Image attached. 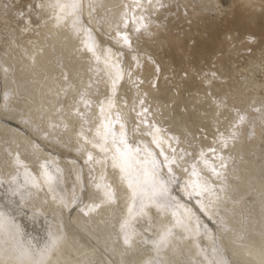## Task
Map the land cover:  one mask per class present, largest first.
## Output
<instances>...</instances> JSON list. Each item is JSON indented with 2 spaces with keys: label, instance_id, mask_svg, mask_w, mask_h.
<instances>
[{
  "label": "bare ground",
  "instance_id": "1",
  "mask_svg": "<svg viewBox=\"0 0 264 264\" xmlns=\"http://www.w3.org/2000/svg\"><path fill=\"white\" fill-rule=\"evenodd\" d=\"M76 1L77 0H38L37 4H38L39 8H38L37 14L40 15V16H38L39 21H40V27H39L40 30H38V33L36 32L35 35L32 34L33 36H28V38L25 36L26 39L25 38L23 39V37H21V35L24 36L22 31H26V30H29L31 28L33 21L31 20V15H30V17L28 16L29 17L28 22H26L21 27L22 31L18 30L15 32L14 30H9V32L8 33L6 32V33L8 35L10 34L11 36L9 35V37H11V38L7 39L4 42V44L1 43V44H3V46H5L7 48V50H5L6 56H4V58L0 62V64H1L0 65V97H2L1 102H0V119H1L0 120V163L2 161L3 162L5 161V162H7L6 164L8 166H5L6 164L3 163L2 166L4 165L5 168H3L4 166L0 167V185L5 187V189H3L2 186H1L2 188L0 187V264H182L181 261H179L181 255H184L185 258L188 261H190V263L187 261L189 264H231V259L233 261H237L238 264H264V146H262L261 148H258V144L260 143V140L258 137L262 135L261 134L262 132H259L258 129L256 130V127H254V130L256 132L253 131L250 135V132H251L250 131L248 133L247 137L244 135L246 137L245 139H240V138H242L241 136H243L242 134H244V131H247V130L244 129V126L242 125V123H240V122H239L240 124L237 123L239 118H236V117H240V116H238V114H239L238 113L237 116H235V117L233 116L235 119H237L234 121V123L233 122L231 123L229 120V123H231V124H228V125H231V126H228V127L231 128L233 125V127H232L233 131L230 132L231 129H228V130H229L230 134H233V135H232V137L230 135V137H231L230 140H232V142L226 143V144H228V146H227L228 151H225V152L223 151L224 156H223V154L221 155V149H220V152H218L220 155L216 152H215V154H217V155H205L204 152L200 149L202 146H200L199 149L203 153H201L199 151V149H198V151L200 152V154H202V155L204 154V156L201 155L202 156L201 159H203V160L197 159V155L195 156V153H194L193 156L196 157L195 161L196 162L200 161V162L198 163V165H196L197 164L196 162H192L196 165V168L194 167L195 169H191V170H195L196 173H194V174H196L197 176L195 177V175L192 172L193 176H192V174H191V177L189 176L190 178H192V181L190 178H188V179H187V177L185 178L188 180L187 183H191L190 185L192 187L190 190H188V191L186 190L188 192L187 198L189 199V201L195 203V205L200 210H202V212L204 213V216L207 220L205 223L201 222V220H203V219L200 216V214H199V216L196 215L198 213L194 212L195 208L189 207L188 208L189 210H187L185 208L186 207L185 202H182V204H180L182 207L181 209L178 208L176 206V204L173 205V202L171 203L172 206H170V204L167 203L168 200H167V195H166L165 191L163 193V189L165 190V186H168V185L170 186V184L168 182L169 179L166 177H163V175L160 171L161 174L158 177L162 180L166 179V181H167L166 185L162 182V184L159 185L158 188H154L155 184H156L155 183L156 177H154V175L155 174L157 175L159 173V172L155 171L158 168L151 167V166H149V164H146L147 162L145 163L143 161H142L143 163H140V164L136 163V162H139L136 159H141L144 157V156L141 157L142 155H145L144 152L141 153L140 149H139V152L136 151L135 144H134V146H132L133 144L131 145L133 148V152H132V150H130L131 148H127L128 145H126L124 147L123 145H125V142L123 143L124 140H121V139H123L122 134L124 132L122 130L124 128L122 127V128L114 129L113 124H112L113 120L110 118V114H111L110 110H112L114 108L113 104H112L113 103L112 99L115 96L114 94H116L115 89L117 88V87H115L116 83L114 82L115 81L114 79L117 76L114 68H116L118 66H116L114 64V60L113 61L110 60L109 57H108L109 60H105V58H104L105 56L102 57L103 59L100 58V53L101 54L103 53L101 51V48L103 47V49H104L105 41H104L103 35H105V33L107 31H108V33H111L109 31L111 29L110 27H111L112 23L110 25H108L109 23H105L103 28L98 27L100 34L96 35L97 37H95V39H93V40L89 39L87 37V35H85L86 34L85 30L80 32L79 28L77 26L78 22L81 24L80 19H82V20L85 19V18H82L83 16L86 17L89 21L93 22V19L95 17L92 15V12L94 11V10H92V7L95 4L96 5L98 4L99 7H101V8L102 7H109L114 12H116L117 10H114V8L116 7L115 5H117V3L119 1H121L120 3H124V5H126V3H129V2L127 0H82V5L80 4L81 5L80 6L79 1H77V2ZM131 1L133 3V0H131ZM167 1H169V0H167ZM194 1H197V0H194ZM206 1H209V0H206ZM259 2H261V1H259ZM93 3H95V4H93ZM189 3H192V0ZM189 3L186 2L187 7L185 6L184 2L182 3V5L184 4V6L186 8H190ZM193 3H192V7H193ZM202 3H204V2H202ZM0 4H2V3L0 2ZM161 4H163V3H161ZM207 4L209 5V3H207ZM121 5H117L118 6L117 8H119V6H121ZM134 5H136V4H134ZM203 5H205V4H203ZM167 6H169V5H167ZM176 6H178V5H176ZM180 6H181V4H180ZM1 7H4V6L1 5ZM168 8H171V7H168ZM182 8L184 9L183 6H182ZM4 10H5V12L9 13L8 12L9 8H8V11H7V8H4L2 11L4 12ZM98 10H99V8L97 9V11ZM119 10H121V9H119ZM122 10H123V8H122ZM153 10H154V8H153ZM166 10H168V9H166ZM184 10H187V9H184ZM119 12H117V13L119 14ZM130 12L131 11L129 10V14H130ZM198 12L200 13V11H198ZM204 12H205V10H204ZM100 13H101V11H100ZM123 13L125 14V12H123ZM166 13H167V11H166ZM172 13H173V11H172ZM109 14H110V12H109ZM135 14H134V16H136ZM115 15H117V14H115ZM115 15L113 14V16H115ZM140 15H142V14L140 13ZM99 16H101V14ZM104 16H105V13H104ZM121 16H123V15H121ZM8 17H6V18H8ZM165 17H167V16H165ZM115 18H118V17L115 16ZM141 18H144V16L143 17L141 16ZM168 18L169 17H167V19ZM4 19L5 18L3 16V20ZM11 19L9 18L8 20H11ZM119 19H121V17ZM8 20H7V22H8ZM97 20H99V19H97ZM128 20H129V18H128ZM116 21L117 20H115L114 23H116ZM123 21H125V20H123ZM157 21H162V20L159 19ZM1 22H2V20H1ZM1 22H0V24H2ZM86 22L83 21V23H84V24H82L83 29H85V27H87ZM125 22H127V21H125ZM154 22H152V23H154ZM8 23H11V22H8ZM123 23H121V24H123ZM148 24H150V23H148ZM95 25H96V23H95ZM113 25H115V24H113ZM96 26H98V25H96ZM129 26H131V25H129ZM162 26H165V25H162ZM12 27H13V25H12ZM114 27L117 28L120 26H117V25L112 26V28H114ZM136 27H135V29H136ZM7 28H9V27H7ZM121 30H123V27ZM128 31H129V29H128ZM134 31H136V30H134ZM119 33H121V32H119ZM150 33H151V31H150ZM188 33L190 34V32H188ZM111 34H113V31ZM8 35H6L7 38H8ZM116 35L117 34L113 35V36H115L114 38H116ZM120 35H122V34H120ZM17 36H18V38H17ZM85 36L89 40L85 39ZM130 36H132V35H130ZM130 36H129V38H130ZM142 36H141L142 39L147 38L145 36L144 37H142ZM134 37H135V35H134ZM137 37L138 36H136V38ZM185 37H187V36H185ZM4 38L6 39V37H4ZM136 38H134V39H136ZM117 39H118V37H117ZM140 39H139V41H140ZM107 40L109 43L113 42V41L110 42L111 39H110V41H109V39H107ZM114 40L117 41L116 39H114ZM136 40H138V38ZM152 40H153V38H152ZM152 40H150L151 43H153ZM155 40H156V36H155ZM166 40H167V37H166ZM175 40L176 39H174V41ZM128 41L129 40H127L125 42L128 43ZM118 42H120V41L118 40ZM125 42H122V44L124 43V46H125ZM137 42L138 41H136V43ZM167 42H169V41L167 40ZM167 42H165V44ZM157 43H158V41H157ZM117 45L118 44H116L115 47ZM119 45L121 46V44H119ZM137 45H135L136 46L135 47L133 45V43L131 45V42H130V44L128 46H130V47L133 46V48L135 47V49L136 48L138 49ZM113 46H112V48H113ZM120 46H117V47H120ZM124 46H122V47H124ZM126 46H127V44H126ZM105 47H107V46H105ZM115 47L113 50L116 53L117 51L115 50ZM144 47H145V44H144ZM139 48H141V46ZM146 48H147V45H146ZM152 48H153V46H152ZM138 50L140 51V49H138ZM157 50H158V48H157ZM145 51L146 50H144V52ZM144 52H142V53H144ZM108 53L110 54V52H108ZM115 53H114V55H116ZM142 53H141V55H142ZM148 54L150 56V53H148ZM106 56H109V55H106ZM112 56H113V52H112ZM112 56L110 54V57H112ZM146 56H147V54H146ZM149 56H148V58H149ZM113 58H114V56L112 57V59ZM3 60H5V61H3ZM126 61L128 63L127 59H126ZM130 61H131V59H130ZM140 61H141V59H140ZM148 62H150V61L148 60L147 63ZM143 64L144 63H142V65ZM130 65L129 66L127 65V66L130 67ZM138 66H139V64H138ZM221 67H224V66L221 65ZM131 68H132V66H131ZM131 68L129 69L130 71H131ZM143 68H146V67L143 66ZM155 68H156V66H155ZM117 69H119V68H117ZM134 70L139 71V69H136V68ZM144 70L145 69H143L142 71H144ZM221 70H223V69H221ZM169 71H171V70H169ZM208 71H210V70H208ZM224 71H226V70H224ZM125 72L127 73V71H125ZM143 73H145V72H143ZM134 74H136V73H134ZM138 76H139V74H138ZM140 76L138 77V79L139 78L142 79ZM154 77H155V72H154ZM202 77H203V75H202ZM146 78H148V74H147V77L144 76L143 79L145 80ZM149 78H150V76H149ZM149 78H148V81H149ZM151 78H153V77H151ZM184 78H185V76H184ZM133 79L134 78H132V81H133ZM138 79H136L138 81L137 83H139ZM150 80H152V79H150ZM145 81H147V79ZM134 82L136 83V81H133L132 84H134ZM161 82H163V81H161ZM176 82H177V80H176ZM129 83H130V81H129ZM142 83H145V82L142 81ZM146 84H147V82H146ZM148 84H149V82H148ZM153 84H154V82H153ZM135 85H134V87H135ZM138 85H137L136 92L137 91L139 92V89H138L139 87H141V86L143 87V85H140V86H138ZM162 85H164L165 88L167 87L166 83L165 84L163 83ZM169 85H168V89L170 92H172L170 90L171 88ZM233 85H235V84H233ZM187 86L185 87V85H184L185 89L187 88ZM196 86L198 87V85H196ZM230 86H231V84H230ZM144 87L147 88L148 86L146 85ZM6 88L10 89V92L9 93L7 92L8 94H5V92H4ZM130 88H132V86ZM151 88H153V87H151ZM199 88H200V86H199ZM144 89L145 88H142V90L139 93L142 95H144V94L149 95L150 89H148L149 91H147L145 89V91H147V93L143 92ZM194 89H196L195 86H194ZM129 90L130 89H128V92L131 93L132 89H131V91H129ZM157 90L160 91L162 89H160L158 87V89L156 88V91ZM167 90L165 92H168ZM205 90H203L204 93H202L203 92L202 91L201 94L205 95L208 92L207 91L205 93ZM121 91L123 92V90H121ZM136 92H134L133 94L134 95L137 94ZM152 92L153 93L155 92L154 89ZM170 92H168L166 94H168V96H169ZM178 92H179V90H178ZM198 92L199 91H197V93ZM237 92H239V91H237ZM118 93H119V91H118ZM130 93H127V94L129 95ZM139 93H138V95H140ZM156 93L157 92H155L154 95ZM161 93H162V91H161ZM175 93H176V91H175ZM150 94H152L151 91H150ZM198 94L200 95V93H198ZM160 95H162V94H160ZM160 95L155 96V98L158 99V97ZM194 95H196V94H194ZM211 95L213 96V98H215L214 95L216 96L218 94L215 93L214 95L213 94H211ZM211 95H209V97ZM190 96H191V93H190ZM129 97H132V96H129ZM142 97H141L143 99L142 101L140 99H137V98L136 99L140 100L142 103H144V105H146L145 104L146 102H144V101H146L145 97H147V96L144 95ZM151 97H153V96H151ZM151 97H149V98H151ZM163 97H165L164 92H163ZM149 98H148V100H149ZM153 98H151L150 100L152 101ZM180 98H182V100H184V98L187 99L188 96H187V98L186 97H180ZM203 98H204V96H203ZM94 99H97L98 102H96V104L93 105L92 104L93 102H91V101H93ZM108 99H109V102H108ZM130 99L135 101L132 98H130ZM159 99H161V98L159 97ZM163 99H164V101L166 100L165 98H163ZM173 99L175 100V97ZM176 99H178V98H176ZM199 99H201V98H199ZM215 99L217 100V98H215ZM113 100H115V99H113ZM116 100H117V98H116ZM192 100L193 99L191 98V101H190L191 105L194 102V100H193V102H192ZM207 100H205V101L201 100V102L203 101V106L204 105L206 106L207 104L211 103L210 101H208L209 102L208 103ZM210 100L212 102L214 101L212 98ZM224 100H225V98H224ZM224 100L222 99V101H224ZM133 101H131V102L133 103ZM140 101H138V102H140ZM141 102H140V104H141ZM153 102H154V100H153ZM153 102L151 104H154ZM177 102H178V100H177ZM186 102H188V101L186 100V101H183L182 103H186ZM197 102H199L198 98H197ZM197 102H194V103H196V105L200 106L201 103L199 102L200 103L199 104ZM205 102H206V104H204ZM217 102L218 101H216V103ZM241 102L243 103V101H241ZM100 103L102 104L103 107H99ZM148 103H149V101H148ZM161 103H159V104H161ZM182 103H181V105H182ZM213 103H215V102H213ZM213 103H211V104H213ZM125 104H127V103H125ZM188 104H189V102H188ZM211 104L209 105L210 107L212 106ZM226 104H229V102ZM133 105H134V103H133ZM148 105H146L147 106L146 110H148ZM161 105L160 106L158 105L157 108L161 107V109H162ZM163 105H164L163 107H165V104H163ZM191 105H190V107L192 108L193 106H191ZM216 105H219V104L217 103ZM222 105H223V103H222ZM140 106H142V105H140ZM152 106H150L151 109H152ZM176 106L174 105V108H176ZM132 107H130V108L132 109ZM135 107H137V105H135L134 108ZM150 107H149V110H151ZM181 107L182 106H180V108ZM187 107L189 109L188 105H187ZM207 107H208V105H207ZM210 107H208V108H210ZM223 107H224V105H223ZM228 107L226 106L224 108V111ZM138 108L134 109V111H136L135 112L136 114H137V110L139 111ZM153 108H156V104H155V106H153ZM168 108L170 109L169 105H168ZM168 108H165V109H168ZM218 108L216 107L217 110H219ZM116 109H119L118 105H117ZM143 109H145V106H143ZM165 109L163 108L162 111H164ZM182 109H183V111L181 110L182 113L184 112L185 109L187 111L186 106H185V109L184 108H182ZM229 109H230V107H229ZM229 109H228V111L226 110L228 113H229ZM95 110H96V113H97V111L100 112V114H98L99 117L94 118L93 117L94 115L91 116V114ZM120 110H121V108H120ZM149 110H148V113H149ZM156 110H154V111L156 112ZM158 110H159V111H157L158 113L161 112L160 109H158ZM200 110H202V108H200ZM200 110H198V113ZM204 110H206V108ZM131 111L133 113V110H131ZM141 111H142V108L140 109V112ZM167 111H169V110H167ZM170 111H172L171 113H173V111L175 112V110H170ZM188 111L191 112V110H188ZM193 111H195V110H192V112ZM210 111H208V112L205 111V112L209 114ZM212 111H214V110H212ZM2 112H4V113H2ZM140 112L138 114H140ZM143 112H144V110L142 111V114H143ZM217 112L215 115H213L214 119H215L216 115L220 114V113L217 114ZM232 112H234V111H232ZM87 113L89 116V120H92L90 123V128L93 131L91 133L90 132L87 133V129H84L83 121H81V120L77 121L78 123H76V125H74V123H73L74 121L79 119V116L85 115ZM125 113L127 114V112H125ZM132 113H129V115ZM158 113L156 114V116L158 115ZM162 113H164V112H162ZM175 113H177V112H175ZM196 113H197V110H196ZM200 113H201V111H200ZM203 113H204V111L202 110V114ZM251 113H252V111H251ZM142 114H140V116ZM149 114H151V113H149ZM149 114H148V117L150 116ZM167 114H168V112H167ZM188 114H190V113H188ZM208 114H205V116L207 117ZM210 114H212V113H210ZM260 114H262V113H260ZM96 115L97 114H95V116ZM171 115H173V114H170V117H171ZM185 115L186 114L184 113V116ZM194 115H195V113H194ZM226 115H228V114H226ZM115 116H114V119L116 118ZM133 116H135V115H133ZM133 116H131V117L133 118ZM142 116L145 117V116H147V114L142 115ZM160 116H158L159 118L158 117L157 118L160 119V121L162 123L164 119L162 120L161 119L162 116L161 117ZM192 116L193 115H191L190 117H192ZM222 116L224 117V115H222ZM231 116H232V114H231ZM16 117L18 119L20 118L21 120L26 121L27 124L29 123L30 125H32L35 128V130H36L35 132L38 134V136L39 135L48 136L52 139H58L60 141H65L67 138V139L71 140L72 143L76 142V144L79 142L80 143L79 146H76L75 143L73 144L79 152L81 151V153H85L86 158H88L89 156L92 155L93 159H95V158L97 159L96 161H94V160L91 161L94 164V167L90 168V170H91L90 173H91L92 179H94L93 186L95 187V190H96L94 192L95 193V195L93 197L94 199H91L92 201H90V199L88 198V199L84 200L83 202H81L79 206H81V205L82 206H81L80 210H78V211H80L81 212L80 214H82L81 216L83 218L84 229L87 232H89V234L93 235V237L96 238L95 239L96 241H98L97 239L101 240L102 241L101 245H97V244L95 245V243L93 242L94 240L87 237L88 235H86V232H84L82 229H80V233H81V236H83L85 238V240L81 236L79 237V236L72 235L73 233H70L67 231L65 224H64L65 221L64 222L62 221L63 220L62 214L64 213L65 209L70 210V208L73 207L74 202L75 201L79 202L81 197H82L83 183L80 179V176L79 175H74V176L65 175L66 173L65 174L63 173L64 170L62 171V168L60 169L61 166L59 164L58 158H57V160L51 159L50 161H47V159H48L47 157H44L43 155H38V154L42 153V152H40L41 150H46V149L43 147V145L34 141L33 138L29 137V138H27L26 141H22V138L25 136L24 135L25 132L21 127H19L15 124L14 120ZM129 117L130 116H128V118ZM136 117H138V115ZM153 117H155V115ZM182 117H181V119H183ZM195 117H193V118H195ZM217 117H216V119H217ZM223 117L221 119L219 117V120H223ZM255 117H257V116H255ZM164 118H165V120L167 119L166 117H164ZM193 118H192V120H193ZM196 118H198V117H196ZM201 118L206 119L205 117H201ZM227 118L225 117V119H227ZM242 118H244V117H242ZM257 118L259 119V117H257ZM134 119L132 121H134ZM137 119H135V120H137ZM203 119H200V120H203ZM129 120H130V118H129ZM139 120L142 121L143 119L141 120V118H139ZM144 120H147V118ZM148 120H149L148 124H150L151 123L150 120H152V119H148ZM200 120H198V121H200ZM209 120H211V119H209ZM219 120H217V122H216V120L214 121V123L215 122L217 123L216 127L218 128V130H219V128H221V127H218ZM211 121H213V119ZM116 122H117V120H116ZM157 122H159V120H156V123H155L156 127H157ZM191 122L196 124L195 121L194 122L191 121ZM191 122H188V123H191ZM223 122H224V120L222 121V123ZM138 123H140V122H138ZM141 123L143 124V122H141ZM173 123L175 124V122H173ZM78 124H79V126H78ZM145 124H147V122ZM176 124H179V123H177V121H176ZM176 124L174 126H176ZM194 124H193V126L191 125L192 128L194 127ZM115 125H116V123H115ZM117 125H119V124H117ZM138 125L140 126V124H138ZM180 125L181 124H179L177 126H180ZM186 125H189V124L186 123ZM212 125H214V124H212ZM162 126L164 128H162ZM162 126H161L162 130L165 129V131H166V128L168 127V125L166 127L165 124H162ZM222 126H223V124H222ZM253 126H256V125H253ZM150 127L151 126H149V128L148 127H146V128L150 129ZM156 127H155V129H156ZM261 127H262V125H261ZM141 128H143V127H141ZM151 128H153V127H151ZM158 128H159V126H158ZM158 128H157V130L154 131V132H157L159 130L156 135L154 134L153 131L151 132L152 129L150 130V133H151L150 135L152 136L154 134V137L157 136L161 130ZM201 128H202V126H201ZM132 129H133V125H132ZM134 129H137V128L135 127ZM145 129L143 131H146ZM168 129H169V127H168ZM190 129H189V131H190ZM193 129H191V130H193ZM139 130H141V129H139ZM153 130H154V128H153ZM215 130H217V129L215 128ZM218 130H217V132L219 133L220 130L219 131ZM228 130L227 131L225 130L226 131L225 134L228 132ZM137 131H138V129H137ZM165 131H163V133ZM134 132H132V133H134ZM142 132H140V133L142 134ZM193 132H194V130H193ZM196 132H198V131H196ZM212 132L214 133V131H212ZM212 132H211V135H213ZM221 132H224V131H221ZM229 132H228V134H229ZM167 133H168V131L166 132L165 136L169 137L170 135H167ZM168 134H170V133H168ZM217 134H215V135L217 136L218 139H216V138L215 139L218 142L219 136ZM258 134H259V136H258ZM110 135L113 137L117 136L116 138H119V142L117 139H116L117 140L116 142H118L120 144V148H121V163H119L118 164L119 166L115 167V170H112V172L110 170H106V174L104 175V173L101 171V168L104 166V162H103V160H104L103 156L104 155H102V154L107 152L106 149L109 151L108 143H106V141H105L106 140L105 136H110ZM135 135H136V132H135ZM137 135H139V134H137ZM145 135H148V134H145ZM205 135L206 134H203V136H205ZM223 135H224V133H223ZM140 136L142 137V135H140ZM159 136L161 137V135H159ZM244 136H243V138H244ZM130 137L131 136H129V138ZM154 137H152V138H154ZM157 137H155L153 139L154 141L153 140H151V141H153V143H154L156 141ZM160 137H158V138H160ZM207 137H208V135H207ZM220 137H222V136H220ZM24 138L26 139V136ZM125 138H127V137L125 136ZM147 138H149V136ZM170 138H171L170 142H172L171 136L169 138L164 139V140L163 139L162 140L157 139L158 140V142L156 141L157 144L160 143L159 149L163 150V151H161L162 154H163V152H165L164 146H165V148L167 146L166 150L168 149V143H169L168 140H170ZM213 138L214 137L209 139V141L210 140L213 141ZM227 138H229V137H227ZM227 138H225V139H227ZM44 139H45V137H44ZM174 139L175 138H173V140ZM165 140H167V142H168L167 144L164 142ZM222 140H223V137L220 138L219 142L221 143ZM193 141H194V139H193ZM209 141H208V143H210ZM103 142H105V143H103ZM145 142H147V141H145ZM214 142H212V143L214 144ZM217 142L215 144H219ZM224 142H222V143H224ZM226 142H228V140ZM23 143H25V144H23ZM32 143L33 144L36 143V145H37L36 151L37 150L39 151V152H35V153L33 152L34 155H37V156H34L37 158L34 162L35 164H37V166L33 170L28 167V164L24 162L25 160L23 161L24 162L23 163L22 160H18V158H17V157H19V155H21V153H20L21 151L22 152L26 151L27 146L29 147V145H30L31 149H32V146H33ZM61 143H63V142H61ZM147 143H150V142H147ZM153 143H152V145H153ZM162 143H165L166 145L162 144ZM174 143L172 142V146H174L173 145ZM148 145H150V144H148ZM199 145H201V144L199 143ZM224 145L222 147H225ZM15 146H16V148H15ZM111 146H113V145H111ZM170 146L171 145H169V147ZM172 146L169 148L170 151L173 148ZM211 147H212V144H211ZM211 147L208 148L210 151H211V149H210ZM219 147L217 149L218 151H219ZM113 148L116 149V147H113ZM156 148H157V146H156ZM197 148L193 149V150L197 151ZM206 148L207 147L205 146L204 149L206 150ZM215 148H217V146ZM19 150H21V151H19ZM181 150H182V147H181ZM34 151H35V149H34ZM28 152H29V150H28ZM193 152H195V151H193ZM206 152H208V150H206ZM24 153H26V152H24ZM43 153H44V151H43ZM227 153L232 154V155L237 153L236 154L237 157L239 155H242L246 160H245V162H241L242 160L239 161V158L241 156L239 158H237V157L234 158L235 156L233 157ZM164 154H165L164 156H166V153H164ZM172 154L175 155L176 153L172 152ZM182 154L184 155V152ZM50 155H52V154H49V156ZM117 155H118V153H117ZM146 155H148V154L146 153ZM173 155H172V158H174ZM168 156H170L169 152H168ZM201 156H199V157H201ZM228 156L232 157L231 160L229 157V159H228L229 162L226 160L228 158ZM27 157H29V156H27ZM175 157H177V156H175ZM185 157H186V155H185ZM104 158H105V156H104ZM187 158H189V157H187ZM193 158H191V159L193 160ZM191 159H190V161H192ZM71 160L73 161L72 166L74 167V173H75V168L80 169L81 167L79 168L80 164H79L78 160H76V159H71ZM143 160H145V158ZM168 160H170V159H168ZM111 161L109 159V162H111ZM118 162H120V161H118ZM187 162H189V161H187ZM34 163H31V164H34ZM53 163H54V165H56V167L53 166ZM105 164H106V162H105ZM114 164H116V163H114ZM85 167H87V165ZM121 167L128 169V172H129L128 176L129 177H127V178L130 179L128 182L125 180L126 176L125 177L122 176L121 179L119 178V180H117V179H115L116 176L114 178L112 175V174L120 175V174L116 173L115 171L119 170ZM159 167H160V165H159ZM53 168H55V170ZM56 168L57 169L59 168L58 171L56 170ZM68 172H70V171H68ZM104 172H105V170H104ZM123 174H126V172L124 171ZM130 174H132L133 176H130ZM103 175L105 178L103 177ZM170 175H172V173ZM171 178H172V176H171ZM172 179H174V177ZM178 179L179 178H177V180ZM116 181H117L118 185L115 183L113 185V182H116ZM183 185L184 184H182V186ZM190 185L188 184V186H190ZM113 186L115 187V189L117 186V190H116L115 194L112 191ZM171 186H172V183H171ZM109 188H111L112 192H110ZM187 189H188V187H187ZM117 192L120 193V197H119V194ZM114 197H116V202H115ZM77 207L78 206L76 205V208ZM177 209L178 210L180 209V211H178ZM23 212H24V216H22ZM71 214H72V212H71ZM68 223H69V221H68ZM69 226H72V225H69ZM110 227H113L112 229L115 230V234L117 236V239L115 237H113V234L110 232ZM212 227H214V230ZM77 230H79V229H77ZM210 233H212V234L214 233L215 235L213 234L211 236ZM200 235H203L205 237L206 244L200 243V240H199ZM119 238L123 241L125 246H127V250H129L131 252V257L125 256V254L123 252V248L119 244V241H118ZM139 239L143 240V241L145 240L148 244H150L151 248H149V250L144 249V246L140 242ZM122 241H120V242H122ZM216 247L219 248L220 250L218 251L216 249ZM225 250H228L230 252L231 258L227 257V255H226L227 252L225 254ZM75 256H76V258L74 259ZM186 259H185V261H186Z\"/></svg>",
  "mask_w": 264,
  "mask_h": 264
},
{
  "label": "rangeland",
  "instance_id": "2",
  "mask_svg": "<svg viewBox=\"0 0 264 264\" xmlns=\"http://www.w3.org/2000/svg\"><path fill=\"white\" fill-rule=\"evenodd\" d=\"M77 1H79V5L81 4L82 5V0H77ZM76 1V2H77ZM129 3H126V5H124V3H120L121 1H119L118 3H117V5H121V6H119V8H117L118 6L117 5H115L116 7L114 8V10H117L116 12H114L112 9H110L109 7H99V5L97 4H95V3H93V4H95V5H93V7H92V10H94L93 12H92V15L95 17L94 19H93V22H91V21H89L86 17H82V18H85L84 20H82V19H80L81 20V24L78 22L77 23V26H78V28H79V31L80 32H82L83 30H85V32H86V34L85 35H87V37L89 38V39H91V40H93V39H95V37H97L96 35H98V34H100V31H99V29H98V27L99 28H103V26L105 25V23H109L108 25H110L111 23V29H110V31L109 32H111L112 33V31H113V34H111V33H108V31L105 33V35H103V37H104V41H105V43H104V49H103V47L101 48V51L103 52L102 54L100 53V58H102V57H104L105 58V60H109V58H110V60H114V64L116 65V66H118V67H116V68H114L115 69V71H116V74H117V76L115 77V83H116V85H115V87H117L115 90H116V94H114L115 96H114V98L113 99H115L116 100V98H117V100L115 101V100H113L112 99V104H113V109L112 110H110L111 111V114H110V118L113 120L112 121V124H113V127H114V129H118V128H124L122 131L124 132L122 135H123V139H121V140H124L123 141V143L125 142V145H123L124 147L126 146V145H128V147L127 148H131L130 150H132V152H133V148H132V146H134V144H135V148H136V151H138L139 152V149H140V152L141 153H143L144 152V154L145 155H142L141 157H143V158H141V159H136L137 161H139V162H136V163H143V162H147L146 164H149V166H151V167H154V168H158V169H156L155 171L156 172H159L157 175L155 174L154 175V177H156L155 178V187L154 188H158L159 187V185H161L162 184V182L166 185V179H164V180H162V179H160L158 176H160V174L162 173V175H163V177H166V178H168L167 180H168V182H169V184H170V186L168 187V186H165V190L163 189V193H164V191H165V193H166V195H167V200H168V202L167 203H169L170 204V206H172V202H173V205H175L176 204V206L178 207V208H182L181 207V205L180 204H182V202H185V205H186V209L187 210H189L188 208L189 207H191V208H195L194 209V212H196V213H198V214H196L197 216H199V214H200V216L202 217V219L203 220H201V222L203 223H205L207 220H206V218H205V216H204V213L202 212V210H200L196 205H195V203H193V202H191V201H189V199L187 198V196H188V190H190L192 187H191V183H187L188 182V178H190L191 177V174H192V172H193V174L194 173H196L195 172V170H191V169H195L196 168V165H198V163L200 162H196L195 161V158L196 157H194L193 155H194V153H195V156L197 155V159H199V160H203V159H201L202 158V156H204V154L205 155H217V154H215V152L216 153H218V152H220V149H221V155L225 152V151H228V148H227V146H228V144H226V143H231L232 142V140H230V138L232 137V135L233 134H230V132H232L233 130H232V127H233V125H232V127L230 128V127H228V126H231V125H228V124H231L232 122L234 123V121L235 120H237V119H235L234 117L235 116H237V114H238V116H240V117H236V118H239L238 119V121H237V123L238 124H240V123H242V125L244 126V129L245 130H247V131H244V134H242L243 136L245 135L246 137H247V135H248V133L250 132V135H251V133L254 131V132H256L255 130H254V127H256V130L258 129V131L259 132H262L261 134V136H259V134H258V138H259V140H260V143L258 144V148H261L262 146H264V0H209V1H206V0H197V1H194V0H192V3H193V7H192V3H189V2H191V0H169V1H167V0H133V3L134 4H136V5H134L133 3H132V1L130 0H127ZM151 1V2H150ZM171 1V2H170ZM201 3H200V2ZM255 1V2H254ZM259 1H261V2H259ZM0 2L2 3V4H0V7H1V5L2 6H4V7H1L0 8V22H1V20H2V24H0V26L2 27H0V62H1V60L4 58V56H6V53H5V50H7V48L5 47V46H3V44H4V42L7 40V39H10L11 37H9V35L7 34L8 32H9V30H14L15 32L16 31H22V29H21V27L26 23V22H28V18L30 17V15H31V20L33 21L32 22V25H31V30L29 29V30H26V31H22V33L24 34V36L23 35H21V37H23V39L25 38V36L28 38V36H33V35H35V33L37 32L38 33V30H40L39 29V27H40V21H39V17L38 16H40L39 14H37L38 13V0H0ZM180 2V3H179ZM184 2V4H185V6H186V2L187 3H189L190 4V8H186L185 6H184V4L182 5V3ZM197 2V3H196ZM202 2H204V3H202ZM145 3V4H144ZM161 3H163V4H161ZM207 3H209V5L207 4ZM150 4V5H149ZM180 4H181V6H180ZM188 4V5H189ZM203 4H205V5H203ZM80 5V6H81ZM129 5V6H128ZM134 5V6H133ZM143 5V6H142ZM163 5V6H162ZM167 5H169V6H167ZM171 5V6H170ZM176 5H178V6H176ZM8 6V7H7ZM182 6L184 7V9H187V10H184L183 8H182ZM204 6V7H203ZM12 7V8H11ZM135 7V8H134ZM168 7H171V8H168ZM189 7V6H188ZM4 8H7V11H8V8H9V13H7V12H5V10H4V12L2 11ZM99 8V10L101 11V13H100V11L98 10L97 11V9ZM122 8H123V10H122ZM126 8V9H125ZM140 8V9H139ZM150 8V9H149ZM153 8H154V10H153ZM178 8V9H177ZM204 8V9H203ZM119 9H121V10H119ZM131 11L130 12V14H129V10ZM137 11H136V10ZM143 9V10H142ZM166 9H168V10H166ZM171 9V10H170ZM192 9V10H191ZM196 11H195V10ZM128 10V11H127ZM135 10V11H134ZM204 10H205V12H204ZM11 11V12H10ZM107 11V12H106ZM120 11V12H119ZM133 11V12H132ZM145 14H143L142 12ZM166 11H167V13H166ZM172 11H173V13H172ZM175 11V12H174ZM184 11V12H183ZM198 11H200V13L198 12ZM99 12V13H98ZM109 12H110V14H109ZM117 12H119V14L117 13ZM123 12H125V14L123 13ZM136 14H135V13ZM147 12V13H146ZM153 12V13H152ZM163 12V13H162ZM179 12V13H178ZM202 12V13H201ZM5 15H4V14ZM8 15H7V14ZM104 13H105V16H104ZM140 13L142 14V15H140ZM156 13V14H155ZM177 13V14H176ZM98 14V15H97ZM101 14V16H99ZM108 14V15H107ZM113 14L115 15V14H117V15H115L116 17H118V18H115V16H113ZM128 14V15H127ZM134 14L136 15V16H134ZM148 14V15H147ZM152 14V15H151ZM165 16H167V17H169L168 19H167V17H165ZM168 14V15H167ZM10 15V16H9ZM120 15V16H119ZM121 15H123V16H121ZM127 15V16H126ZM164 17H163V16ZM3 16H4V18L6 19H4L3 20ZM9 16V17H8ZM12 16V17H11ZM29 16V17H28ZM112 16V17H111ZM134 16V17H133ZM141 16L143 17L144 16V18H141ZM6 17H8V18H6ZM121 17V19H119ZM136 17V18H135ZM140 17V18H139ZM160 17V18H159ZM184 17V18H183ZM11 19V20H8V19ZM103 18V19H102ZM123 18V19H122ZM128 18H129V20H128ZM138 18V19H137ZM150 18V19H149ZM162 20V21H157V20ZM165 18V19H164ZM97 19H99V20H97ZM148 19V20H147ZM164 19V20H163ZM175 19V20H174ZM7 20H8V22H13L12 24L11 23H8L7 22ZM112 20V21H111ZM115 20H117L116 21V23H114L115 22ZM120 20V21H119ZM123 20H125V21H127V22H125V21H123ZM142 20V21H141ZM144 20V21H143ZM156 20V21H155ZM173 20V21H172ZM83 21L84 22H86L87 23V27H85V29H83V25L82 24H84L83 23ZM95 21V22H94ZM155 21V22H154ZM168 21V22H167ZM119 24H118V23ZM124 22V23H123ZM129 22V23H128ZM141 22V23H140ZM143 22V23H142ZM152 22H154V23H152ZM166 22V23H165ZM95 23H96V25H98V26H96L95 25ZM121 23H123V24H121ZM133 23V24H132ZM148 23H150V24H148ZM161 23V24H160ZM176 23V24H175ZM89 24V25H88ZM113 24H115V25H113ZM141 24V25H140ZM144 24V25H143ZM153 24V25H152ZM8 25V26H7ZM12 25H13V27H12ZM120 26V27H114V28H112V26ZM126 25V26H125ZM129 25H131V26H129ZM162 25H165V26H162ZM168 25V26H167ZM125 26V27H124ZM138 28H137V27ZM156 26V27H155ZM7 27H9V28H7ZM122 27H123V30H121L122 29ZM135 27H136V29H135ZM149 29H148V28ZM171 27V28H170ZM7 28V29H6ZM158 28V29H157ZM163 28V29H162ZM128 29H129V31H128ZM140 31H139V30ZM143 29V30H142ZM168 29V30H167ZM105 30V29H104ZM116 30V31H115ZM121 30V31H120ZM133 32H132V31ZM134 30H136V31H134ZM138 30V31H137ZM29 31V32H28ZM33 31V32H32ZM142 31V32H141ZM144 31V32H143ZM150 31H151V33H150ZM169 31V32H168ZM7 32V33H6ZM119 32H121V33H119ZM167 32V33H166ZM188 32H190V34L188 33ZM108 33V34H107ZM169 33V34H168ZM33 34V35H32ZM115 34H117L116 35V38H114L115 36H113V35H115ZM120 34H122V35H120ZM138 34V35H137ZM164 34V35H163ZM4 35V36H3ZM6 35H8V38H7V36ZM109 35V36H108ZM119 35V36H118ZM130 35H132V36H130ZM134 35H135V37H134ZM143 35V36H142ZM168 35V36H167ZM178 35V36H177ZM11 36V35H10ZM20 36V35H19ZM127 36V37H126ZM129 36H130V38H129ZM136 36H138L137 38H138V40H136L137 38H136ZM141 36L142 37H147V38H144V39H142L141 38ZM155 36H156V40H155ZM163 36V37H162ZM165 36V37H164ZM185 36H187V37H185ZM2 37V38H1ZM4 37H6V39L4 38ZM87 37L85 36V39H87ZM102 37V38H103ZM107 37V38H106ZM112 37V38H111ZM117 37H118V39H117ZM122 37V38H121ZM166 37H167V40L169 41V42H167V40H166ZM17 38H18V36H17ZM121 38V39H120ZM129 38V39H128ZM132 38V39H131ZM134 38H136V39H134ZM141 38V39H140ZM152 38H153V40H152ZM4 41H3V40ZM26 39V38H25ZM89 39H87V40H89ZM106 39V40H105ZM107 39H109V41H110V39H111V41L110 42H112V43H109L108 42V40ZM113 39V40H112ZM114 39H116L117 41H115ZM139 39H140V41H139ZM170 39V40H169ZM174 39H176L175 41H174ZM180 39V40H179ZM118 40L120 41V42H118ZM127 41V40H129L128 41V43H126L125 41ZM135 42H134V41ZM150 40H152V42L153 43H151V41ZM182 40V41H181ZM136 41H138L137 43H136ZM157 41H158V43H157ZM108 42V43H107ZM122 42H125V46H126V44H127V46L130 44V42H131V45H132V43H133V45L135 46V45H137V47H138V49H140V51L136 48L135 49V47L133 48V46H124V43L122 44ZM165 42H167L166 44H165ZM1 43H3V44H1ZM135 43V44H134ZM161 43V44H160ZM110 44V45H109ZM116 44H118L117 46H120L119 44H121V46L120 47H115V45ZM144 44H145V47H144ZM168 44V45H167ZM114 45V46H113ZM141 46V48H139L140 46ZM146 45H147V48H146ZM150 45V46H149ZM167 45V46H166ZM171 45V46H170ZM105 46H107V47H105ZM112 46H113V48H112ZM122 46H124V47H122ZM143 46V47H142ZM152 46H153V48H152ZM114 47H115V50L117 51L116 53L114 52ZM144 48V49H143ZM150 48V49H149ZM157 48H158V50H157ZM161 48V49H160ZM112 49V50H111ZM119 49V50H118ZM128 49V50H127ZM155 49V50H154ZM163 49V50H162ZM133 52H132V51ZM137 50V51H136ZM144 50H146L145 52H144ZM152 50V51H151ZM160 50V51H159ZM170 50V51H169ZM172 50V51H171ZM139 51V52H138ZM108 52H110V54H111V56H112V52H113V56H114V58L112 59V57H110V54L108 53ZM119 52V53H118ZM132 52V53H131ZM142 52H144V53H142ZM107 53V54H106ZM114 53L116 54V55H114ZM141 53H142V55H141ZM148 53H150V56H149V54ZM161 53V54H160ZM146 54H147V56H146ZM106 55H109V56H106ZM128 55V56H127ZM152 55V56H151ZM158 55V56H157ZM160 55V56H159ZM148 56H149V58H148ZM2 57V58H1ZM109 57V58H108ZM128 57V58H127ZM144 57V58H143ZM146 57V58H145ZM156 57V58H155ZM161 59H160V58ZM134 58V59H133ZM148 58V59H147ZM160 60H159V59ZM103 59V58H102ZM126 59L128 60V63H127V61H126ZM130 59H131V61H130ZM140 59H141V61H140ZM138 60V61H137ZM150 61V62H148L147 63V61ZM3 61H5V60H3ZM121 61V62H120ZM123 61V62H122ZM130 61V62H129ZM146 61V62H145ZM162 61V62H161ZM225 61V62H224ZM132 62V63H131ZM139 62V63H138ZM168 62V63H167ZM142 63H144L143 65H142ZM150 63V64H149ZM167 63V64H166ZM131 64V65H130ZM138 64H139V66H138ZM1 65V64H0ZM121 65V66H120ZM130 65V67H128V66ZM221 65L222 66H224V67H221ZM131 66H132V68H131ZM143 66L144 67H146V68H143ZM155 66H156V68H155ZM164 68H163V67ZM172 66V67H171ZM220 66V67H219ZM126 67V68H125ZM138 67V68H137ZM154 67V68H153ZM170 67V68H169ZM117 68H119V69H117ZM125 68V69H124ZM128 68V69H127ZM131 68V71L129 70ZM139 69V71H135L134 69ZM145 69L144 71H142L143 69ZM220 68V69H219ZM221 69H223V70H221ZM118 70V71H117ZM129 70V71H128ZM169 70H171V71H169ZM208 70H210V71H208ZM224 70H226V71H224ZM125 71H127V73L125 72ZM169 71V72H168ZM122 72V73H121ZM138 72V73H137ZM143 72H145V73H143ZM148 72V73H147ZM154 72H155V77H154ZM119 73V74H118ZM125 73V74H124ZM134 73H136V74H134ZM168 73V74H167ZM181 73V74H180ZM138 74H139V76L143 79L144 78V76L145 77H147V74H148V78H149V76H150V78H149V81H148V78H146L147 79V81H145L144 79L142 80V79H138ZM151 74V75H150ZM157 74V75H156ZM186 74V75H185ZM125 75V76H124ZM128 75V76H127ZM153 75V76H152ZM162 75V76H161ZM202 75H203V77H202ZM224 75V76H223ZM124 76V77H123ZM135 76V77H134ZM143 76V77H142ZM171 76V77H170ZM184 76H185V78H184ZM123 77V78H122ZM126 77V78H125ZM134 78L133 79V81H136V83L138 82L136 79H138L139 80V83H135L134 82V84H132V78ZM151 77H153V78H151ZM162 77V78H161ZM166 77V78H165ZM178 77V78H177ZM226 77V78H225ZM136 78V79H135ZM211 78V79H210ZM120 79V80H119ZM130 79V80H129ZM150 79H152V80H150ZM173 79V80H172ZM196 79V80H195ZM125 80V81H124ZM163 81V82H161V81ZM166 80V81H165ZM176 80H177V82H176ZM128 81V82H127ZM129 81H130V83H129ZM142 81L143 82H145V83H142ZM154 82V84H153V82ZM192 81V82H191ZM125 82V83H124ZM146 82H147V84H146ZM148 82H149V84H148ZM174 82V83H173ZM181 82V83H180ZM200 82V83H199ZM121 83V84H120ZM151 83V84H150ZM156 83V84H155ZM164 83H166V88L164 87V85H162V84ZM179 83V84H178ZM186 83V84H185ZM197 83V84H196ZM123 84V85H122ZM136 84V85H135ZM139 84V85H138ZM145 84V85H144ZM154 86H153V85ZM170 84V85H169ZM176 84V85H175ZM218 84V85H217ZM230 84H231V86H230ZM233 84H235V85H233ZM119 85V86H118ZM127 85V86H126ZM129 85V86H128ZM132 86V88H130L131 86ZM134 85H135V87H134ZM137 85L138 86H140V85H143V87L142 88H145L147 91H149L148 89H150V91H151V93L153 94H150V91H149V95H146V94H144L145 96H147V97H145L146 98V101H144V102H146L145 104L146 105H148L149 103V105H148V110H149V107L150 106H155V104H156V108H153V106H152V109H151V107H150V109L152 110H149V113H151V114H149L148 113V110H146V108H147V106L146 105H144V103H142L141 101L143 100L142 98V96H144V95H142V94H140L139 92L142 90V88L141 87H139L138 89H139V92L137 91L136 92V89H137ZM148 86L147 88L146 87H144V86ZM162 85V86H161ZM168 85L170 86V90L172 91V92H170L169 91V89H168ZM172 85V86H171ZM184 85H185V87L187 86V88L185 89V87H184ZM196 85H198V87L196 86ZM124 86V87H123ZM153 87V88H151V87ZM156 86V87H155ZM180 86V87H179ZM194 86H195V88L196 89H194ZM199 86H200V88H199ZM236 86V87H235ZM240 86V87H239ZM134 87V88H133ZM155 87V88H154ZM158 87L160 88V89H162V90H157L156 91V88L158 89ZM183 87V88H182ZM125 90H124V89ZM127 88V89H126ZM141 88V89H140ZM165 88V89H164ZM182 88V89H181ZM204 88V89H203ZM118 89V90H117ZM128 89H130L129 91H131V89H132V92L130 93V92H128ZM145 89L143 90V92H145V93H147V91H145ZM152 89V90H151ZM153 89H154V91L155 92H157L155 95H154V93L152 92L153 91ZM168 89V90H167ZM186 91H185V90ZM198 89V90H197ZM205 90V95H203V94H201V92L203 91V90ZM121 90H123V92L121 91ZM127 90V91H126ZM168 91V92H170L169 94V96H168V94H166V93H168V92H165V91ZM178 90H179V92H178ZM184 90V91H183ZM202 90V91H201ZM118 91H119V93H118ZM160 93H159V92ZM161 91H162V93H161ZM175 91H176V93H175ZM197 91H199L198 93H200V95L197 93ZM215 91V92H214ZM237 91H239V92H237ZM5 94H8L9 92H10V89H8V88H6L5 89ZM8 92V93H7ZM126 92V93H125ZM134 92H136L137 94H133ZM163 92H164V94H165V97H163ZM182 92V93H181ZM127 93H130L129 95L127 94ZM138 93L141 95H138ZM190 93H191V96H190ZM202 93H204V91L202 92ZM209 93V94H208ZM215 94V93H217L218 95H214V97L215 98H217V100L215 99V98H213V96L211 95V94ZM160 94H162V95H160ZM173 96H172V95ZM178 94V95H177ZM194 94H196V95H194ZM157 95H160L159 97L161 98V99H159V97H158V99L157 98H155V96H157ZM181 95V96H180ZM183 95V96H182ZM195 97H194V96ZM208 97H207V96ZM209 95H211L210 97H209ZM117 96V97H116ZM129 96H132V97H129ZM151 96H153V97H151ZM178 96V97H177ZM187 96H188V98H187ZM203 96H204V98H203ZM247 96V97H246ZM119 97V98H118ZM125 97V98H124ZM142 97V98H141ZM149 97H151V98H153V100H154V102H153V100L151 101L150 99L151 98H149ZM169 99H168V98ZM175 97V100L173 99ZM180 97H186L187 99H185L184 98V100H182V98H180ZM194 100V102H197V98H198V101L201 103V105L199 106V105H196V103H194L193 102V100H192V102L194 103H192V105H191V98ZM207 97V98H206ZM220 97V98H219ZM240 97V98H239ZM1 98L2 97H0V102H1ZM128 98V99H127ZM130 98H132V99H134L135 101H133V100H131ZM140 99V100H137V99ZM144 98V99H145ZM148 98H149V100H148ZM163 98H165L166 100L164 101V99ZM176 98H178V99H176ZM180 98V99H179ZM190 98V99H189ZM196 98V99H195ZM199 98H201V99H199ZM213 99L214 101L213 102H215L216 103V101H218L217 103L219 104V105H216L215 103H213L210 99ZM224 98H225V100H224ZM157 99V100H156ZM189 99V100H188ZM208 99V100H207ZM222 99L224 100V101H222ZM123 100V101H122ZM133 101V103H134V105H133V103L131 102V101ZM137 100V101H136ZM177 100H178V102H177ZM182 100V101H181ZM188 101L189 102V104H188V102H186V103H182L183 101ZM201 100H203V101H205V100H207V102L208 101H210L211 103H213V104H211V103H209V104H207L208 105V107H210L209 105L211 104L212 106L210 107V108H208L207 107V105L205 106H203V101L201 102ZM105 101V100H104ZM107 101V100H106ZM118 101V102H117ZM120 101V102H119ZM138 101H140L141 102V104H140V102H138ZM148 101H149V103H148ZM151 101V102H150ZM158 101V102H157ZM163 103V104H165V107H163L164 105L161 103V102ZM182 103V105H181V103ZM238 101V102H237ZM241 101H243V103L241 102ZM91 102H93L92 104L94 105V104H96V102H98L97 101V99H94L93 101H91ZM108 102H109V99H108ZM115 102V103H114ZM138 102V103H137ZM154 103V104H151V103ZM166 102V103H165ZM177 102V103H176ZM199 102H197V103H199ZM229 102V104H226V103H228ZM247 102V103H246ZM102 103V102H101ZM100 103V105H99V107H103L102 106V104ZM118 103V104H117ZM120 103V104H119ZM125 103H127V104H125ZM131 105H130V104ZM148 103V104H147ZM158 103V104H157ZM159 103H161V104H159ZM173 103V104H172ZM175 103V104H174ZM179 103V104H178ZM199 103V104H200ZM222 103H223V105H224V107H223V105H222ZM126 106H125V105ZM172 104V105H171ZM185 104V105H184ZM204 104H206V102L204 103ZM216 106H215V105ZM117 105H118V108L119 109H116L117 108ZM120 105V106H119ZM130 105V106H129ZM135 105H137V107H135L136 109L140 106V105H142V106H140L138 109H139V111L137 110V114L135 113L136 111H134V106ZM139 105V106H138ZM162 106V109L164 108H168V105H169V107H170V109L168 108V109H165L164 111H162V109H161V107H158L157 108V106ZM174 105L176 106V108H174ZM184 105V106H183ZM187 105L189 106V109H188V107H187ZM190 105L191 106H193L192 108L190 107ZM235 105V106H234ZM116 106V107H115ZM133 106V107H132ZM143 106H145V109H143ZM180 106H182L181 108H180ZM185 106H186V108H187V111H186V109H185ZM202 106V107H201ZM230 107V109H229V107L228 108H226L225 109V111L227 110L228 111V109H229V113L227 112H225L224 111V108L225 107ZM251 106V107H250ZM130 107H132V109L130 108ZM216 107L220 110H217L216 109ZM120 108H121V110H120ZM127 108V109H126ZM134 108V109H133ZM142 108V111L144 110V112H143V114H142V111L140 112V109ZM178 108V109H177ZM182 108H184L185 110H184V112L182 113V111H183V109ZM199 108V109H198ZM200 108H202V110L204 111V113L202 114V110H200ZM206 108V110H204ZM215 108V109H214ZM233 108V109H232ZM259 108V109H258ZM157 109V110H156ZM158 109H160V111L161 112H157V111H159ZM177 109V110H176ZM209 109V110H208ZM235 109V110H234ZM253 109V110H252ZM131 110H133V113H132V111ZM154 110H156V112L154 111ZM167 110H169V111H167ZM170 110H175V112H179L178 114L177 113H175L174 111H173V113H171L172 111H170ZM181 112H180V111ZM188 110H191V112L190 111H188ZM192 110H195V111H193L192 112ZM196 110H197V113H198V110H200L201 111V113H200V111H199V113L197 114L196 113ZM211 110V111H210ZM212 110H214V111H212ZM216 110V111H215ZM222 110V111H221ZM244 110V111H243ZM124 111V112H123ZM130 111V112H129ZM146 111V112H145ZM151 111V112H150ZM187 113H186V112ZM208 112V111H210L209 112V114L208 113H206V112ZM218 111V112H217ZM232 111H234V112H232ZM251 111H252V113H251ZM125 112H127V114L125 113ZM140 112V114H142V115H146L147 114V116H140V114H138ZM162 112H164V113H162ZM166 112V113H165ZM167 112H168V114H167ZM170 112V113H169ZM216 112H217V114L218 113H220L219 115H216V117H217V119H216V117H215V119H214V117H213V115H215L216 114ZM222 112V113H221ZM257 112V113H256ZM90 113V112H89ZM129 113H132V114H130L129 115ZM146 113V114H145ZM158 113V115L156 116V114ZM175 113V114H174ZM183 115H182V114ZM184 113L186 114L185 116H184ZM188 113H190V114H188ZM194 113H195V115H194ZM210 113H212V114H210ZM214 113V114H213ZM225 113V114H224ZM260 113H262V114H260ZM95 114H97L96 116H95ZM98 114H100V112H98L97 111V113H96V110L95 111H93V113L91 114V116H93L94 118H96V117H99V115ZM122 114V115H121ZM148 114L150 115L149 117H148ZM164 114V115H163ZM166 114V115H165ZM170 114H173V115H171V117H170ZM205 114H208L207 115V117L205 116ZM224 115V117L222 116V115ZM226 114H228V115H226ZM231 114H232V116H231ZM236 114V115H235ZM255 114V115H254ZM257 114V115H256ZM116 115V116H115ZM124 115V116H123ZM133 115H135V116H133ZM138 115V117H136ZM155 115V117L157 118L158 116H160L161 117V119L163 120V122L161 123V121H160V119H156L155 117H153ZM175 115V116H174ZM191 115H193L192 117H190ZM226 115V116H225ZM262 115V116H261ZM114 116L116 117L115 119H114ZM128 116H130L129 118H130V120H129V118H128ZM131 116H133V118L131 117ZM140 116V117H139ZM183 116V117H182ZM189 116V117H188ZM198 117V118H196V117ZM223 117V120H224V122L222 123V121L223 120H219V117H220V119ZM234 116V117H233ZM255 116H257V117H259V119L257 118V117H255ZM104 117V116H103ZM128 119H126V118ZM152 117V118H151ZM164 117H166L167 119L165 120V118ZM181 117L183 118V119H181ZM193 117H195V118H193ZM200 117V118H199ZM201 117H205L206 119H203V118H201ZM225 117L227 118V119H225ZM242 117H244V118H242ZM255 117V118H254ZM17 118V117H16ZM15 118V120H14V122H15V124L17 125V126H19V127H21L23 130H24V132H25V136H26V139L23 137L22 138V141H26L27 140V138H33L34 139V141H36V142H38V143H40L41 145H43V147L46 149V150H41L40 152H42L43 153V151H44V153L42 154V153H40V154H38V155H43L44 157H47L48 159H47V161H50L51 159L52 160H57V158H58V160H59V164H60V169L62 168V171H63V173L65 174V175H72V176H74V175H79L80 176V179H81V181H82V183H83V188H82V197H81V199H80V201L79 202H74V204H73V207L72 208H70V210H67V209H65V211H64V213L62 214V221L64 222V224H65V227H66V229H67V231L68 232H70V233H73L72 235H75V236H81V233H80V229H82L84 232H86V235H88L87 237H89V238H91V239H93L94 241V243H95V245L97 244V245H101L102 244V241L101 240H99V239H97L98 241H96L95 239V237H93V235H91V234H89V232H87L85 229H84V227H83V218H82V214H80L81 212L80 211H78V210H80V208H81V206H79L80 205V203L81 202H83L84 200H86V199H90V201H92L91 199H94L93 197H94V195H95V187L93 186V182H94V179H92V176H91V170H90V168H93L94 167V164L91 162L92 160H94V161H96L97 159L95 158V159H93V156L91 155V156H89L88 158H86L85 156V153H81V151L79 152L76 148H75V146L73 145L74 143L76 144V142H74V143H72V141L71 140H69V139H67L66 138V140L65 141H60V140H58V139H52V138H50V137H48V136H43V135H39L38 136V134L35 132L36 130H35V128L32 126V125H30L29 123L27 124V122L26 121H23V120H21L20 118L18 119H16ZM132 118V119H131ZM137 119V120H135V119ZM139 118H141V120L143 119H146L147 118V120H142V121H140L139 120ZM174 118V119H173ZM192 118H193V120H192ZM213 119V121H211V120H209V119ZM233 118V119H232ZM242 118V119H241ZM123 119V120H122ZM134 119V121H132ZM148 119H152V120H150L151 121V123L150 124H148L149 123V120ZM159 120V122H157V127L155 126L156 124V120ZM171 119V120H170ZM195 119V120H194ZM200 120V119H203V120H200V121H198V120ZM254 119V120H253ZM1 120V119H0ZM79 120H81V121H83V125H84V129H87V133L88 132H92L93 130H91V128H90V123H91V121L92 120H89V116H88V113L87 114H85V115H82V116H79V119L78 120H76V121H74L73 123H74V125H76V123H78L77 121H79ZM94 120V119H93ZM116 120H117V122H116ZM119 120V121H118ZM127 120V121H126ZM139 120V121H138ZM155 120V121H154ZM169 120V121H168ZM180 120V121H179ZM190 120V121H189ZM197 120V121H196ZM216 120V122H217V120H219V125H218V127H221V128H219V130H218V128L216 127V125H217V123L215 122L214 123V121ZM229 120H230V122L231 123H229ZM248 120V121H247ZM260 120V121H259ZM21 121V122H20ZM115 121V122H114ZM121 121V122H120ZM125 123H124V122ZM129 121V122H128ZM171 121V122H170ZM176 121H177V123H179V124H181L180 126H177V125H179V124H176ZM182 121V122H181ZM191 121H195L196 122V124H194V123H192ZM245 121V122H244ZM250 121V122H249ZM252 121V122H251ZM132 122V123H131ZM138 122H140V123H138ZM141 122H143V124L141 123ZM147 122V124L149 125V126H151V127H153L154 128V130H153V128H151L150 127V129H148L149 128V126L147 125V124H145ZM170 124H169V123ZM173 122H175V124H176V126H174L175 124L173 123ZM188 122H191V123H188ZM198 122V123H197ZM212 122V123H211ZM240 122V123H239ZM250 124H249V123ZM254 122V123H253ZM102 123V122H101ZM115 123H116V125L117 124H119V125H115ZM138 123V124H140V126L141 127H143L144 129L146 128V127H148V128H146L145 130L147 131H143L144 129L143 128H141L138 124L136 125V124ZM186 123L187 124H189V125H186ZM263 123V124H262ZM145 124V125H144ZM153 124V125H152ZM159 124V125H158ZM162 124H165L166 125V127H167V125H168V127H169V129H168V127L166 128V131H165V129H163L162 130V128H164L163 126H162ZM193 124H194V129L192 128V126H193ZM198 124V125H197ZM200 124V125H199ZM202 124V125H201ZM212 124H214V125H212ZM222 124H223V126H222ZM260 124V125H259ZM30 125V126H29ZM73 125V124H72ZM132 125H133V129H132ZM136 125V126H135ZM143 125V126H142ZM147 125V126H146ZM162 126V128H161V126ZM170 125V126H169ZM186 125V126H185ZM192 125V126H191ZM221 125V126H220ZM253 125H256V126H253ZM261 125H262V127H261ZM78 126H79V124H78ZM119 126V127H118ZM138 126V127H137ZM145 126V127H144ZM156 127V129H155V127ZM158 126H159V128H158ZM188 126V127H187ZM191 126V127H190ZM201 126H202V128H201ZM214 126V127H213ZM225 126V127H224ZM227 126V127H226ZM249 126V127H248ZM251 126V127H250ZM259 126V127H258ZM137 128L138 129V131H137V129H134V128ZM210 127V128H209ZM253 127V128H252ZM157 128L158 129H161L160 130V132L162 133H158V137H160L159 135H161V137L160 138H158L157 136H155V137H157V139L159 140H164V139H166V138H169L170 136L172 137V142L174 143L173 145L174 146H172V142H170L171 141V138H170V140H168V142H167V140H165L164 142L167 144L168 143V149L166 150V148H167V146H166V148H165V146H164V149H165V152H163V154H162V152L161 151H163V150H161V149H159L160 148V143H158L157 144V142H158V140L156 139V141L153 143V139L155 138L154 137V134L156 135L157 134V132L159 131H157V132H154L155 130H157ZM174 128V129H173ZM182 128V129H181ZM188 128V129H187ZM193 129L194 130V132H193V130H191V129ZM212 128V129H211ZM215 128L219 131V133L217 132V130H215ZM248 128V129H247ZM261 128V129H260ZM263 128V129H262ZM139 129H141V130H139ZM152 129V130H151ZM173 129V130H172ZM187 129V130H186ZM189 129H190V131H189ZM214 129V130H213ZM228 129H231V131L229 132V130ZM243 129V130H244ZM136 132V135H135V132ZM150 130H151V132L153 131L154 132V134L151 136L150 134ZM212 131H214V133L215 134H217L218 136H219V140H220V138H222L223 137V140L221 141V143L222 142H224V143H222L225 147H222L223 145L219 142V140H218V142H217V140L216 139H218L217 138V136L212 132V134L213 135H211V132ZM228 130V132H229V134H228V132L225 134V132ZM262 130V131H261ZM121 131V130H120ZM134 132V133H132V132ZM143 131V132H142ZM163 131H165L164 133H163ZM168 131V133H170V134H168L167 133V135H170L169 137H166L165 135H166V132ZM186 131V132H185ZM189 131V132H188ZM196 131H198V132H196ZM221 131H224V132H221ZM34 132V133H33ZM130 132V133H129ZM138 132V133H137ZM140 132H142V134L140 133ZM145 132V133H144ZM188 132V133H187ZM247 132V133H246ZM29 133V134H28ZM144 133V134H143ZM222 133V134H221ZM223 133H224V135H223ZM127 134V135H126ZM134 134V135H133ZM137 134H139V135H137ZM145 134H148V135H145ZM164 134V135H163ZM174 134V135H173ZM186 134V135H185ZM191 134V135H190ZM203 134H206L205 136H203ZM87 135V134H86ZM133 135V136H132ZM140 135H142V137L140 136ZM196 135V136H195ZM207 135H208V137H207ZM226 135V136H225ZM229 135V136H228ZM230 135H231V137H230ZM125 136L127 137V138H125ZM129 136H131L130 138H129ZM137 138H136V137ZM149 136V138H147ZM175 136V137H174ZM214 137L213 138V141L212 140H210L209 141V139H211L212 137ZM220 136H222V137H220ZM225 136V137H224ZM243 136H241L242 138H240V139H245L246 137L244 136V138H243ZM41 137V138H40ZM44 137H45V139H44ZM106 137V138H105ZM104 138L106 139L105 141H106V143H108V149H109V151L106 149V151L107 152H105V153H101L102 155H104L105 156V158H104V156H103V162H104V166L101 168V171L104 173V175L106 174V170H110L111 172H112V170H115V167H117V166H119L118 164L119 163H121V148H120V144L118 143L119 142V138H116V137H113V136H105ZM108 137V138H107ZM152 137H154V138H152ZM164 137V138H163ZM186 137V138H185ZM197 137V138H196ZM205 137V138H204ZM227 137H229V138H227ZM47 138V139H46ZM49 138V139H48ZM129 138V139H128ZM132 138V139H131ZM173 138H175L174 140H173ZM192 138V139H191ZM208 138V139H207ZM216 138V139H215ZM225 138H227V139H225ZM234 138V137H233ZM24 139V140H23ZM44 139V140H43ZM118 140V142H116L117 140ZM193 139H194V141H193ZM111 140V141H110ZM130 140V141H129ZM135 142H133V141ZM138 140V141H137ZM151 140H153V141H151ZM181 140V141H180ZM192 140V141H191ZM206 140V141H205ZM228 140V142H226ZM110 141V142H109ZM114 141V142H113ZM129 141V142H128ZM145 141H147V142H150V143H147V142H145ZM208 141L210 142V143H208ZM215 141V142H214ZM61 142H63V143H61ZM137 142V143H136ZM143 142V143H142ZM153 143V145H152V143ZM163 142V141H162ZM194 142V143H193ZM197 142V143H196ZM204 142V143H203ZM206 142V143H205ZM212 142H214V144L217 142V143H219V144H213ZM65 143V144H64ZM103 143H105V142H103ZM118 143V144H117ZM122 143V144H123ZM128 143V144H127ZM165 143H162V144H165ZM171 143V144H170ZM187 143V144H186ZM199 143L201 144V145H199ZM208 143V144H207ZM23 144H25V143H23ZM33 144V143H32ZM73 146H71V145ZM79 142L76 144V146H79ZM133 144V145H132ZM148 144H150V145H148ZM165 144V145H166ZM194 144V145H193ZM211 144H212V147H211ZM111 145H113V146H111ZM132 145V146H131ZM144 145V146H143ZM147 147H146V146ZM169 145H171L173 148L171 149V151L172 152H174V153H176L175 155H173L172 154V152L169 150V148L171 147H169ZM177 145V146H176ZM196 145V146H195ZM204 145V146H203ZM222 145V146H221ZM34 146V147H33ZM33 146H32V149H31V146L29 145V147L27 146V149L29 150V152H28V150L26 149V151H24V152H26V153H24V152H22L21 150H19V151H21L20 153H21V155H19V157H17L18 158V160H22V162L24 161L25 163H27L28 164V167L29 168H31L32 170L33 169H35V167L37 166V164H35L34 162H35V160L37 159L36 157H34V156H37V155H34L33 154V152L35 153V152H39L38 150L36 151V149H37V145H36V143H34L33 144ZM119 146V147H118ZM130 146V147H129ZM156 146H157V148H156ZM176 146V147H175ZM200 146H202L200 149L204 152V154L202 155V154H200V149H199V147ZM205 146L207 147L206 148V150H208V152H206V150L204 149L205 148ZM217 146V148H215ZM220 146V147H219ZM113 147H116V149L115 148H113ZM149 147V148H148ZM181 147H182V150H181ZM188 147V148H187ZM198 147V148H197ZM204 147V148H203ZM209 147H211L210 149H211V151L208 149ZM218 147H219V151L217 150L218 149ZM222 147V148H221ZM15 148H16V146H15ZM134 148V149H135ZM154 148V149H153ZM156 148V149H155ZM176 148V149H175ZM180 148V149H179ZM197 148V151L196 150H193V149H196ZM203 148V149H202ZM18 149V148H17ZM34 149H35V151H34ZM147 151H146V150ZM159 149V150H158ZM163 149V148H162ZM198 149H199V151H198ZM33 150V151H32ZM112 150V151H111ZM129 150V151H130ZM154 150V151H153ZM174 150V151H173ZM188 152H186V151ZM215 150V151H214ZM32 151V152H31ZM119 151V152H118ZM179 151V152H178ZM193 151H195V152H193ZM210 151V152H209ZM224 151V152H223ZM28 152V153H27ZM168 152H169V154H170V156H168ZM184 152V155L182 154ZM203 152H201V153H203ZM19 153V154H20ZM24 153V154H23ZM117 153H118V155H117ZM120 153V154H119ZM146 153L148 154V155H146ZM164 153H166V156H164L165 154ZM187 153V154H186ZM193 153V154H192ZM198 153V154H197ZM207 153V154H206ZM209 153V154H208ZM214 153V154H213ZM49 154H52V155H50L49 156ZM173 155V157L174 158H172V155ZM180 154V155H179ZM219 154V153H218ZM227 154H229V153H227ZM236 154L237 153H235L234 155H232V154H229V155H231V156H235L234 158H236L237 156H236ZM110 155V156H109ZM185 155H186V157H185ZM192 155V156H191ZM202 155V156H201ZM220 155V154H219ZM27 156H29V157H27ZM53 156V157H52ZM84 156V157H83ZM108 156V157H107ZM156 156V157H155ZM175 156H177V157H175ZM181 156V157H180ZM199 156H201V157H199ZM223 156H224V154H223ZM231 156H228V158L226 159L228 162H229V157H230V160H231ZM241 156V157H240ZM118 157V158H117ZM169 157V158H168ZM171 157V158H170ZM187 157H189V158H187ZM194 157V158H193ZM199 157V158H198ZM240 157V158H239ZM56 158V159H55ZM113 158V159H112ZM120 158V159H119ZM145 158V160H143ZM170 159V160H168V159ZM191 158H193V160L191 159ZM237 158H239V161L240 160H242L241 162H245V158L242 156V155H239ZM242 158V159H241ZM71 159H76V160H78V162H79V164H80V166H79V168L80 169H76L75 168V173H74V167L72 166L73 164H72V160ZM89 159V160H88ZM109 159H110V161L111 162H109ZM167 159V160H166ZM190 159L192 160V161H190ZM196 159V160H197ZM27 160V161H26ZM117 160V161H116ZM135 160V161H136ZM147 160V161H146ZM178 160V161H177ZM244 160V161H243ZM118 161H120V162H118ZM141 161V162H140ZM143 161V162H142ZM150 161V162H149ZM154 161V162H153ZM157 161V162H156ZM176 161V162H175ZM184 161V162H183ZM187 161H189V162H187ZM198 161V160H197ZM23 162V163H24ZM105 162H106V164H105ZM118 162V163H117ZM172 162V163H171ZM178 162V163H177ZM192 162H196L197 164L195 165L194 163H192ZM6 164L7 162H1L0 163V167H3L2 166V164ZM21 163V162H20ZM30 163V164H29ZM31 163H34V164H31ZM112 165H111V164ZM114 163H116V164H114ZM175 163V164H174ZM192 163V164H191ZM87 165V167H85ZM106 165V166H105ZM114 165V166H113ZM116 165V166H115ZM159 165H160V167H159ZM182 165V166H181ZM234 165V164H233ZM5 166H8L7 164L5 165ZM5 166L3 167V168H5ZM32 166V167H31ZM53 166H55L56 167V165H54V163H53ZM69 166V167H68ZM71 166V167H70ZM173 169H172V168ZM193 167V168H192ZM195 167V168H194ZM89 168V169H88ZM113 168V169H112ZM54 170H55V168H53ZM59 169V168H58ZM58 169L56 168V170L58 171ZM69 169V170H68ZM72 169V170H71ZM104 170H105V172H104ZM68 171H70V172H68ZM77 171V172H76ZM120 171V172H119ZM124 171L126 172V174H123L124 173ZM160 171H161V173H160ZM81 172V173H80ZM116 173H118V174H120V175H115V174H112L113 175V177L115 178V176H116V178L115 179H117V180H119V178L121 179L122 178V176L123 177H125L124 179L128 182L130 179L129 178H127V177H129L128 176V169H126V168H120L119 170H116L115 171ZM166 172V173H165ZM174 172V173H173ZM172 173V175H170ZM177 174V175H176ZM193 174H192V176H193ZM104 175H103V177H104ZM161 175V176H162ZM165 175V176H164ZM168 175V176H167ZM195 175V177L197 176L196 174H194ZM130 176H133L132 174H130ZM170 176V177H169ZM171 176H172V178L174 177V179H172L171 178ZM178 176V177H177ZM190 176V177H189ZM187 177V179H185ZM83 178V179H82ZM105 178V177H104ZM177 178H179L178 180H177ZM191 179V181H192V178H190ZM171 180V181H170ZM183 180V181H182ZM113 181V180H112ZM160 183H159V182ZM183 182V183H182ZM186 182V183H185ZM85 183V184H84ZM87 183V184H86ZM114 183L115 184H117V181L116 182H113V185H114ZM171 183H172V186H171ZM181 184V185H180ZM182 184H184L183 186H182ZM188 184L190 185V186H188ZM118 185V184H117ZM2 185H0V187H1ZM94 188H93V187ZM3 187V186H2ZM1 187V188H2ZM119 187V186H118ZM187 187H188V189H187ZM93 188V189H92ZM3 189H5V187H3ZM115 189V187L113 186L112 187V191L114 192V194L116 193V190H117V186H116V189ZM109 190H110V192H112L111 191V188H109ZM187 190V191H186ZM119 191V190H118ZM169 191V192H168ZM120 192V191H119ZM119 192H117L118 194H119V197H120V193ZM186 192V193H185ZM85 196V197H84ZM198 196V195H197ZM115 198V202H116V197H114ZM171 199V200H170ZM76 205L78 206L77 208H76ZM188 206V207H187ZM180 209L178 210V211H180ZM192 210V209H191ZM196 210V211H195ZM25 212V211H24ZM24 212H23V214H22V216H24ZM71 212H72V214H71ZM78 212V213H77ZM191 212V211H190ZM75 213V214H74ZM73 215V216H72ZM68 219V220H67ZM205 220V221H204ZM68 221H69V223H68ZM72 225V226H69V225ZM204 227V226H203ZM113 227H110V232L113 234V237H115L116 239H117V236H116V234H115V230L114 229H112ZM213 228V230H214V227H212ZM77 229H79V230H77ZM72 231V232H71ZM214 234V233H213ZM212 233H210V235L212 236L213 235ZM215 235V234H214ZM74 236V237H75ZM84 240H85V238L83 237V236H81ZM76 238V237H75ZM81 238V239H82ZM210 239V238H209ZM140 240V239H139ZM199 240H200V243L201 244H206V239H205V237L203 236V235H200L199 236ZM118 241H119V244H120V246H122V248H123V252H124V254H125V256H127V257H131V252L129 251V250H127V246H125V244L123 243V241L119 238L118 239ZM120 241H122V242H120ZM140 242L143 244V246H144V249H146V250H149V248H151V246H150V244H148L145 240L143 241V240H140ZM146 244V245H145ZM147 247V248H146ZM216 249L219 251L220 249L219 248H217L216 247ZM127 251V252H126ZM226 252H227V254H226ZM225 254L227 255V257L228 258H231L230 257V252L228 251V250H225ZM76 258V256L74 257V259ZM78 258V257H77ZM185 256L184 255H181L180 256V259H179V261H181V263L182 264H189L190 263V261H188L187 259H186V261H185ZM73 260V259H72ZM189 263H188V262ZM231 264H238L237 263V261H233L232 259H231Z\"/></svg>",
  "mask_w": 264,
  "mask_h": 264
},
{
  "label": "water",
  "instance_id": "3",
  "mask_svg": "<svg viewBox=\"0 0 264 264\" xmlns=\"http://www.w3.org/2000/svg\"><path fill=\"white\" fill-rule=\"evenodd\" d=\"M2 113H4V112H2Z\"/></svg>",
  "mask_w": 264,
  "mask_h": 264
}]
</instances>
